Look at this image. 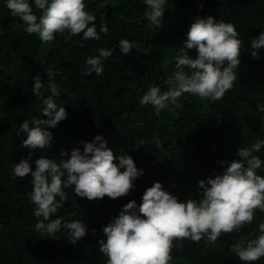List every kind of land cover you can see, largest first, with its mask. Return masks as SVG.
Listing matches in <instances>:
<instances>
[{
  "label": "trees",
  "instance_id": "16d2710c",
  "mask_svg": "<svg viewBox=\"0 0 264 264\" xmlns=\"http://www.w3.org/2000/svg\"><path fill=\"white\" fill-rule=\"evenodd\" d=\"M85 3L87 10L95 12L98 33L99 25L106 23L107 35L100 33L97 41L84 40L82 34L57 33L54 41L42 43L37 34L24 31L23 22L6 8V0H0V264H106L97 242L106 239L103 227L125 204L131 200L139 204L154 182L181 202L198 199L199 180L221 174V160L239 159L238 148H250L264 139V112L257 109L264 104V49L259 60L250 53L251 40L264 32V0H167L159 28L148 26L143 0ZM33 9L39 16L34 3ZM197 16H212L236 26L243 41L237 80L219 101L185 93L157 116L153 106H142L139 101L149 86L168 90L165 81L176 71L174 58ZM122 38L139 47L124 56L119 50ZM172 39L173 46L167 48ZM101 47L113 50L103 62V74L84 75L86 58L98 55ZM188 54L196 58L194 49ZM37 74L43 84L41 95L64 106L69 118L50 129L51 147L33 152V171L40 155L59 161L62 150L70 153L80 141L90 142L101 135L114 155L132 156L145 173L135 181V190L115 200L89 201L77 197L74 186L65 189L67 202L51 219L64 217L87 225V234L75 245L68 242L63 228L55 237L36 231L34 226L42 218L34 216L36 206L28 196L32 177L20 179L12 170L30 151L21 146L26 134L16 135L19 126L28 120L34 127L39 119H47L42 116L43 100L32 91ZM53 83L58 96L50 91ZM139 141L144 143L139 145ZM253 155L264 160V147ZM258 174L264 176V165ZM261 222L264 213L257 210L251 224L222 234L214 244L206 239L174 241L171 264H245L230 249L240 237L255 238ZM252 264H264V257Z\"/></svg>",
  "mask_w": 264,
  "mask_h": 264
},
{
  "label": "clouds",
  "instance_id": "9594fccd",
  "mask_svg": "<svg viewBox=\"0 0 264 264\" xmlns=\"http://www.w3.org/2000/svg\"><path fill=\"white\" fill-rule=\"evenodd\" d=\"M143 2L147 5L144 16L148 26L159 28L167 0ZM33 3L39 16L34 12ZM6 8L14 17H19L27 34H37L42 43L54 41L57 33L82 34L84 40L97 41L100 33H108L106 23L99 25L98 33L95 12L87 10L85 0H6ZM242 45L233 23L218 21L212 16L195 17L174 58L176 71L165 81L168 90L161 92L160 87L149 86L139 103L153 106L158 116L170 104L176 105L185 93L212 102L221 100L237 80ZM138 47V43L128 39L119 40V50L124 56ZM250 48L251 58L259 60V52L264 49V32L251 40ZM193 49L196 58L188 54ZM98 53L86 58L84 75L103 74V62L113 55V50L101 47ZM48 79H52V74H48ZM33 80V95L43 100L42 116L47 119H39L34 127H30L28 120L19 126L16 135L26 134L21 146L30 151L19 163L13 164L12 170L20 179L32 177L28 196L36 206L34 216L42 218L34 226L36 231L55 237L63 228L69 234L68 242L75 245L87 234V225L80 220L65 221L64 217L51 219L67 202L65 189L74 186L75 195L89 201L105 197L115 200L135 190V181L145 173L137 168L132 156L114 155L101 135L90 142L80 141L82 150L79 145L70 153L62 150L59 161L40 155L34 161L33 171V152L51 147L54 135L50 129L69 118L64 106L41 95L40 75ZM50 91L53 96L59 95L54 83ZM257 109L264 112V104H258ZM138 143L142 145L144 141ZM155 144L160 147L158 139ZM262 147L264 139H259L250 148H238L239 159L221 160V174L212 173L198 181V199L187 198L181 202L160 182H154L144 191L139 204L129 201L103 227L106 239L97 243L99 252L107 257L106 264H171L174 241L190 239L199 243L206 239L207 243L214 244L222 234L239 232L251 224L257 210L264 213V176L258 174L264 160L253 155ZM258 230V235L253 233L255 238L240 237L230 249L245 264L264 257V222L258 224ZM92 232L95 235V229Z\"/></svg>",
  "mask_w": 264,
  "mask_h": 264
},
{
  "label": "rangeland",
  "instance_id": "374dc122",
  "mask_svg": "<svg viewBox=\"0 0 264 264\" xmlns=\"http://www.w3.org/2000/svg\"><path fill=\"white\" fill-rule=\"evenodd\" d=\"M174 41H175V39L169 40L168 41V45H167L168 47L167 48L172 47L173 46L172 44L174 43Z\"/></svg>",
  "mask_w": 264,
  "mask_h": 264
}]
</instances>
